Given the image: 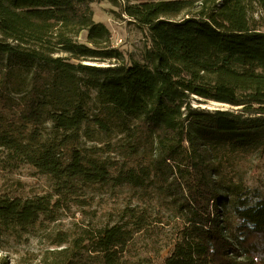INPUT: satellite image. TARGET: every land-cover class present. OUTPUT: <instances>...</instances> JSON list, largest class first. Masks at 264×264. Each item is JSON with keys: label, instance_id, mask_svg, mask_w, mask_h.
Returning a JSON list of instances; mask_svg holds the SVG:
<instances>
[{"label": "trees", "instance_id": "obj_1", "mask_svg": "<svg viewBox=\"0 0 264 264\" xmlns=\"http://www.w3.org/2000/svg\"><path fill=\"white\" fill-rule=\"evenodd\" d=\"M96 1L0 0V169L52 187L1 195L0 234L126 186L106 222L58 231L44 264H138L130 247L158 227L164 264H264V197L227 172L264 153V0H115L146 36L143 62L113 47Z\"/></svg>", "mask_w": 264, "mask_h": 264}, {"label": "rangeland", "instance_id": "obj_2", "mask_svg": "<svg viewBox=\"0 0 264 264\" xmlns=\"http://www.w3.org/2000/svg\"><path fill=\"white\" fill-rule=\"evenodd\" d=\"M94 21L104 24L112 34V45L122 54L125 62H143L145 49L148 44L145 34L139 27L130 22L123 13V5L115 0H100L92 4ZM85 33L80 40L84 42ZM108 66L109 64H102ZM0 84V91H2ZM9 97L14 95L7 91ZM18 98V97H16ZM194 108L205 112L238 110L227 104L207 101L196 98L193 101ZM119 138H115L112 144H116ZM234 176L236 182H243L250 189L259 190L264 197V153H241L235 159L233 166L227 170ZM133 190L129 187L117 189L89 188L86 194L87 203L71 204L70 208L61 211L56 221L42 217L33 231L28 235H18L14 230H6L0 234V264H44L52 258V252L56 249L51 244L58 231L75 232L79 226L104 223L114 214L124 201L130 198ZM52 193L51 182L47 176L38 173L34 168L22 166L16 171L8 172L0 169V196L7 194L22 198L43 196ZM161 227L148 234H143L139 240L130 247L127 256L132 261L139 260L138 264H164L170 255L172 248L166 246L170 234ZM85 255L84 259H87ZM84 264H99L88 257ZM79 264V263H77Z\"/></svg>", "mask_w": 264, "mask_h": 264}, {"label": "bare ground", "instance_id": "obj_3", "mask_svg": "<svg viewBox=\"0 0 264 264\" xmlns=\"http://www.w3.org/2000/svg\"><path fill=\"white\" fill-rule=\"evenodd\" d=\"M121 1V3L124 5V3H125V0H120Z\"/></svg>", "mask_w": 264, "mask_h": 264}]
</instances>
